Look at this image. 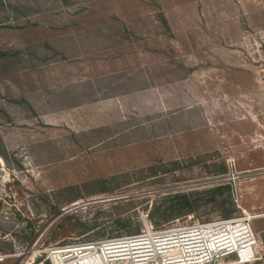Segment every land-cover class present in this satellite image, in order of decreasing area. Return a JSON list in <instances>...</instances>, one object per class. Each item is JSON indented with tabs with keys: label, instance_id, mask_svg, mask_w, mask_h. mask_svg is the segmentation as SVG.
<instances>
[{
	"label": "rangeland",
	"instance_id": "374dc122",
	"mask_svg": "<svg viewBox=\"0 0 264 264\" xmlns=\"http://www.w3.org/2000/svg\"><path fill=\"white\" fill-rule=\"evenodd\" d=\"M244 212L264 264V0H0V264Z\"/></svg>",
	"mask_w": 264,
	"mask_h": 264
},
{
	"label": "built area",
	"instance_id": "2783aa9c",
	"mask_svg": "<svg viewBox=\"0 0 264 264\" xmlns=\"http://www.w3.org/2000/svg\"><path fill=\"white\" fill-rule=\"evenodd\" d=\"M248 212L233 218L155 229L151 221L134 234L79 242L53 251V264H224L258 258Z\"/></svg>",
	"mask_w": 264,
	"mask_h": 264
},
{
	"label": "trees",
	"instance_id": "16d2710c",
	"mask_svg": "<svg viewBox=\"0 0 264 264\" xmlns=\"http://www.w3.org/2000/svg\"><path fill=\"white\" fill-rule=\"evenodd\" d=\"M161 19H162V21H163V23H164V25L166 26V27H168V23H167V19L163 16V15H161ZM177 197H185L187 200H189L187 197H189L188 195H186V194H181V195H176ZM137 233V232H136ZM132 234V233H131ZM134 234V233H133ZM121 235H124V234H120L119 236H121ZM117 236V235H116ZM48 262V264H50V261L48 260L47 261Z\"/></svg>",
	"mask_w": 264,
	"mask_h": 264
}]
</instances>
